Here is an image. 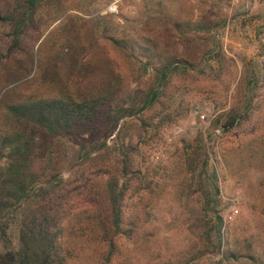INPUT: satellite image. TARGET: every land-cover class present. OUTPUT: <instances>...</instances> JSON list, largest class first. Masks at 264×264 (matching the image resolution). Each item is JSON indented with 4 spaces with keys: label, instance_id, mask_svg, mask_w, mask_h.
<instances>
[{
    "label": "rangeland",
    "instance_id": "1",
    "mask_svg": "<svg viewBox=\"0 0 264 264\" xmlns=\"http://www.w3.org/2000/svg\"><path fill=\"white\" fill-rule=\"evenodd\" d=\"M13 3L0 0V13ZM114 4L117 11L110 12ZM177 23L202 30L180 31ZM120 40H149L158 54L182 57L205 73L194 74L197 80L189 84L186 117L141 144L139 162L154 181V193L145 189L127 202L126 223H135L129 225L134 233L119 240L113 264H217L218 255H200L204 245L191 229L204 213L187 153L199 154L198 174L209 148V170L216 167L219 174L227 248L237 257L232 264H264V0H46L23 51L8 58L0 24V141L10 132L8 104L56 98L64 90L78 99L105 95L111 102L131 90L139 64L117 49ZM66 42L69 49L60 60ZM251 95L250 120L230 132L216 126L219 116ZM106 127L89 143L106 137L111 143L115 136ZM83 142L74 136L62 147L64 176ZM81 234L68 240V264H98V242Z\"/></svg>",
    "mask_w": 264,
    "mask_h": 264
},
{
    "label": "trees",
    "instance_id": "2",
    "mask_svg": "<svg viewBox=\"0 0 264 264\" xmlns=\"http://www.w3.org/2000/svg\"><path fill=\"white\" fill-rule=\"evenodd\" d=\"M45 1L13 0V8L0 13L6 58L23 51L36 12ZM175 27L195 34L202 30L198 24ZM145 42L115 41L126 58L139 64L133 69L132 89L122 97L111 102L105 95L78 99L64 90L56 98L6 106L10 132L0 141V162L4 161L0 165V264H68V240L78 230L82 237L90 235L98 242V264H113L119 240L132 238L134 229L129 225L135 223H126L127 202L141 198L145 189L154 193V181L139 162L141 144L186 117L189 84L197 80L194 74L205 73L182 57L158 54L151 41ZM68 49L66 42L60 60ZM254 97H241L217 118L216 126L230 132L250 120ZM103 124L115 136L111 143L107 137L89 143ZM74 136L84 142L66 177L61 171V149ZM212 154L209 148L202 171L196 174L200 156L187 153L189 171L199 178L197 191L204 213L191 229L204 245L200 255H218L217 264H232L237 257L226 244L219 174L216 167L209 170Z\"/></svg>",
    "mask_w": 264,
    "mask_h": 264
},
{
    "label": "built area",
    "instance_id": "3",
    "mask_svg": "<svg viewBox=\"0 0 264 264\" xmlns=\"http://www.w3.org/2000/svg\"><path fill=\"white\" fill-rule=\"evenodd\" d=\"M110 12H116L117 11V5L114 4L113 6L110 7Z\"/></svg>",
    "mask_w": 264,
    "mask_h": 264
}]
</instances>
